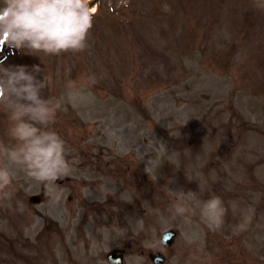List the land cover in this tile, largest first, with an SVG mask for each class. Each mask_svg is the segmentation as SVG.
Segmentation results:
<instances>
[{
	"label": "rangeland",
	"instance_id": "obj_1",
	"mask_svg": "<svg viewBox=\"0 0 264 264\" xmlns=\"http://www.w3.org/2000/svg\"><path fill=\"white\" fill-rule=\"evenodd\" d=\"M148 1L99 2L79 53L32 54L0 41V65L41 68L43 96L58 104L50 130L70 165L61 178L84 182L74 191L65 181L39 183L0 156L13 177V195L0 206V264H108L113 248L126 250L125 264H152V251L164 253V264H189L195 251L201 264H264V0H193L165 13ZM155 123V132L192 141L190 151L182 145L184 159L169 157L182 164L179 177L159 159L167 142L152 138ZM7 129L2 112L0 143L11 147ZM81 153L94 157L90 166H78ZM126 155L131 175L119 170ZM98 162L102 172L93 170ZM170 190L186 193L191 223L173 218V206L154 207L173 205ZM32 194L42 202L30 205ZM212 195L238 204L220 228L201 214ZM170 229L178 237L163 246ZM202 231L212 234L209 244Z\"/></svg>",
	"mask_w": 264,
	"mask_h": 264
},
{
	"label": "clouds",
	"instance_id": "obj_2",
	"mask_svg": "<svg viewBox=\"0 0 264 264\" xmlns=\"http://www.w3.org/2000/svg\"><path fill=\"white\" fill-rule=\"evenodd\" d=\"M93 24L90 0H0V41L16 50L57 56L82 52ZM40 72L38 65L31 70L25 66L0 65V111L8 117L7 134L15 142L11 147L0 143V156L23 166L33 180L54 185L69 171L70 165L64 141L50 130L58 104L51 96L44 98L47 84L44 77L38 79ZM12 184L9 168L0 167V206L11 199ZM169 195L175 201L173 218L191 223L184 202L186 193L170 190ZM237 208V203L226 206L221 197L212 195L202 202L201 214L215 228H220L229 211ZM237 228L245 231L247 224L242 222ZM201 261V255L195 251L189 264ZM210 261L211 258L209 264Z\"/></svg>",
	"mask_w": 264,
	"mask_h": 264
},
{
	"label": "water",
	"instance_id": "obj_3",
	"mask_svg": "<svg viewBox=\"0 0 264 264\" xmlns=\"http://www.w3.org/2000/svg\"><path fill=\"white\" fill-rule=\"evenodd\" d=\"M33 199H34V198H33ZM35 199H36V198H35ZM112 255H114V258H116V256H117V252H112V253H111V256H112Z\"/></svg>",
	"mask_w": 264,
	"mask_h": 264
}]
</instances>
